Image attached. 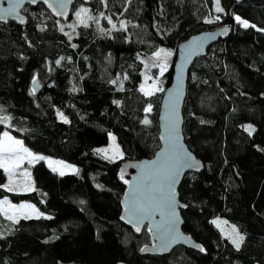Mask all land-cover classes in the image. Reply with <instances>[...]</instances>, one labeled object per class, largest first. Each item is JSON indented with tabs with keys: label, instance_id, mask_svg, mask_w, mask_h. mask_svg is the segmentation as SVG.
<instances>
[{
	"label": "trees",
	"instance_id": "trees-1",
	"mask_svg": "<svg viewBox=\"0 0 264 264\" xmlns=\"http://www.w3.org/2000/svg\"><path fill=\"white\" fill-rule=\"evenodd\" d=\"M219 4L224 11L217 13L216 0H92L72 8H86L87 26L69 28L71 15L63 23L41 6L23 9V26L0 25V116L10 117L0 135L76 168L58 176L38 162L30 170L32 192L0 186V200L41 214L15 224L0 214V264H264V31H257L264 29V0ZM236 16L255 27H240ZM222 27L229 28L226 39L189 68L181 111L185 145L202 165L177 190L185 207L181 231L204 251L141 256L151 241L145 228L136 232L118 220L126 182L118 169L159 148L158 105L177 46ZM161 48L172 53L162 74L151 59ZM153 82L158 92L144 95L143 83ZM108 133L120 149L116 161L96 151ZM213 221L244 236L239 250Z\"/></svg>",
	"mask_w": 264,
	"mask_h": 264
},
{
	"label": "water",
	"instance_id": "water-1",
	"mask_svg": "<svg viewBox=\"0 0 264 264\" xmlns=\"http://www.w3.org/2000/svg\"><path fill=\"white\" fill-rule=\"evenodd\" d=\"M233 1L236 3L240 2V0ZM91 2L92 0H63L64 7L61 8L59 7L60 0H36L35 3H30L29 0H23V6L17 9L14 15L4 16V19L0 20V25L11 21L18 26H23L27 22V17L23 14V9H34L38 6H41L52 19L65 23L69 19L72 8L76 3L88 6ZM8 4L9 0H0V15L3 14L4 9L8 8ZM20 19H23L24 23H20ZM225 29H227L226 33L224 31ZM228 34L229 28L222 27L211 32H201L193 35L177 46L171 69L170 83L163 91L158 105L157 141L159 148L151 159L124 162L118 169L119 179H125L126 181L123 195L119 201V222L123 226L136 231L135 222H127L131 217L132 211L137 206L143 205L149 208L151 212L150 216L143 220L140 225V230L145 228L151 241L150 245L143 247L146 251H139V255L141 256L167 255L176 247H182L196 252L201 251V247H196L198 244L193 242L190 237L181 231L183 222L180 212L184 211L185 207H182V204L178 201V187L186 174H198L202 171L201 163L194 157L184 143L181 111L185 99V88L190 66L196 59L204 57L206 50L212 44L218 40L222 41L226 39ZM31 89L35 94L40 91V86L37 81L31 83ZM173 110H175L178 120L176 137L174 139L170 138L168 129L169 117L173 113ZM0 128H7L6 122L0 123ZM184 152L189 153L194 158V161L198 162L199 166L181 169L178 182L174 186L177 204L175 209L176 216L172 217L167 207L163 205V201L167 197L166 187L149 178L154 175L157 169L163 171L166 164L170 162V158L174 159ZM153 162H155L154 166ZM149 225H151V230H149ZM173 228L178 230L180 238L168 244L167 248H162V238L169 236Z\"/></svg>",
	"mask_w": 264,
	"mask_h": 264
},
{
	"label": "snow or ice",
	"instance_id": "snow-or-ice-1",
	"mask_svg": "<svg viewBox=\"0 0 264 264\" xmlns=\"http://www.w3.org/2000/svg\"><path fill=\"white\" fill-rule=\"evenodd\" d=\"M30 3H35L36 0H29ZM103 2V0H102ZM23 6V0H9L8 8L3 10V14L0 15V20L4 19V16L8 15H14L17 11V9L21 8ZM51 7V5H49ZM59 7L63 8L64 3L63 0H60ZM215 11L217 13L223 12L224 9L220 7L219 0H216V7ZM86 12V9L81 8L78 12H76V16L79 18L83 13ZM103 15V13H101ZM214 20H219V16L212 17V18H205V23H212ZM235 20L243 25L244 27H255V25H249L247 21L242 20L239 16L235 17ZM6 22V21H5ZM20 23H24L23 19H20ZM83 22V21H81ZM111 23V20L108 21ZM87 26V24H85ZM69 27H72L69 25ZM116 25H113V28H115ZM126 27L124 22H121L120 28L124 29ZM43 30V29H42ZM63 31V29H61ZM103 31V29H101ZM225 33L227 32V29L224 30ZM257 31H264V29L257 28ZM75 47V45H73ZM161 55L164 57H169L172 55L170 51H165L164 49H160L159 51L154 52V56L156 58H159ZM63 59V58H61ZM60 61L57 60V64H59ZM167 67L166 64L160 65L161 74ZM127 77H125L126 79ZM33 82L35 83V77L33 78ZM115 83V81H113ZM118 90H122L121 88ZM141 91L144 92L145 95H149L150 93L145 91L143 86L141 87ZM114 103H119L118 101H114ZM151 105L145 108V112H150ZM0 111H3L0 109ZM57 115L65 122L67 123V118L63 116L62 113H57ZM10 117L8 116H0V123H5L8 121ZM145 125H148L150 121L147 119V117L142 121ZM178 127V120L176 118L175 110H173V113L169 117L168 121V129L170 138L176 137V131ZM249 131V134H251L252 129H247ZM163 139V137H161ZM114 139V137H112ZM97 152H105V149H97ZM118 151V149H117ZM20 153H23V155H20ZM25 156L29 157L31 160H42L44 157L42 156H36L28 149L23 147V144L20 140L13 139L7 132H4L2 137H0V168H3L5 173L9 174V184L4 185L3 187L7 191H14L13 187L11 186L14 181H12L11 176L13 173V169L18 168L20 166V162L25 158ZM49 166L52 167L53 171H57L60 168L67 167L66 165H63L62 162H52L48 161ZM56 164V167H53V164ZM155 165V162H153V166ZM198 167V162L194 161V158L187 152H184L182 155L176 156L174 159L170 158V162L166 164V167L163 171L160 169H157L152 177L149 179H152L156 182L161 183L163 186L167 189V197L163 201V205L167 207L169 210V214L172 217L176 216V204L177 201L175 199L176 192H175V184L178 182V176L180 174L181 169L184 168H192V167ZM75 171V169H73ZM24 175H27V173H23ZM61 175L64 174L63 171L60 172ZM123 179V177H121ZM25 191L29 190L28 188L24 189ZM83 203V201H81ZM184 207V205H181ZM0 214H2L5 219L11 221L13 224L17 223L19 219H30L32 218V215L35 214L37 217L40 215L38 210L31 204L27 203H21L19 205L10 203L7 198L4 200H0ZM151 212L149 208L144 207L143 205L137 206L131 213V217L127 222H135L136 225V231H140V225L142 224L143 220L147 219L150 216ZM213 223H217V221H213ZM149 230H151V225H149ZM232 233H235V238H232L231 236L229 239L231 240V243L234 245V247L239 250L241 244L244 242V236L239 235L237 232V229L235 227H232L231 229ZM180 238L179 232L177 229L173 228L171 229V234L167 236L166 238H162V248H167L168 244L175 242ZM196 247H199V245H196ZM201 251H204V249L201 247ZM141 251H146L145 248H142Z\"/></svg>",
	"mask_w": 264,
	"mask_h": 264
},
{
	"label": "rangeland",
	"instance_id": "rangeland-1",
	"mask_svg": "<svg viewBox=\"0 0 264 264\" xmlns=\"http://www.w3.org/2000/svg\"><path fill=\"white\" fill-rule=\"evenodd\" d=\"M81 8L86 9L83 6L78 5L77 8H75L71 12V20H70V23H67V27H69V25H71L72 27H69V28H74V27H79V26L85 24V19H86L85 13L86 12L83 13L81 15V17H79V18L76 16V12H78ZM81 21H83V22H81ZM234 22L237 23V24H239L235 20V17H234ZM239 25L242 28H246V27H244L241 24H239ZM249 25H251V24H249ZM166 58L167 57H164L163 55H161L159 58H156L154 56V54L151 55V59L154 60V61H156V63H158L159 69H160V65H162V64H166L167 67H168V64L166 63ZM160 71H161V69H160ZM142 86H143V88H144L145 91H147V92L150 93L149 95L154 94V93H157L158 90H159L158 83L157 82H153V83H150V84H144L143 83ZM142 93L144 94V92H142ZM58 118H59L60 121L64 122L60 117H58ZM4 132H6V131H3L1 133V135H0V137H2V135H3ZM10 136L13 137L12 135H10ZM112 137H114V135L111 134V133H108L107 134V143L104 146H100V147L96 148V150L97 149H105L106 150L105 152H103V153L97 152V153L102 158H104L106 160L116 161V160L120 159L121 153H120L119 146L116 143L115 137H114V139H112ZM13 139H17V138L13 137ZM17 140H19V139H17ZM117 149H118V151H117ZM20 155H23V153H20ZM34 155H36V156H42V157H44V159H42V160H31L29 157L25 156V158L20 162V166L18 168L13 169V173L14 174H12L11 179L15 183H13L11 186L13 187L14 191H7L3 187L4 185H8L9 184V174L8 173H5V171L3 170V168H0V170L3 172V174H2V182L0 183V186H1V188L4 191H6L8 193H13V194H24V193L32 192L33 189H34V187H33L32 180H31L30 170H31V167L34 164L38 163V162H42L44 164V166L50 172H52V173H54V174H56L58 176H62L60 174L61 171L64 172L63 175H71V174L76 173V168L73 165H71V164H68L66 162H63V161H60V160H56V159H53V158H49V157H46V156H43V155H39V154H34ZM48 161H52V162H62L63 165H66L67 167H63V168L58 169L57 171H53L52 170V167L49 166ZM56 166L57 165L54 163L53 164V167H56ZM73 169H75V171H73ZM23 173H27V175H24ZM25 188H28L29 190L25 191L24 190ZM4 199L5 198H3L1 200H4ZM12 204L19 205L21 203H12ZM39 217H41V214L38 217L35 214H33L32 215V218H30V219H35V218H39ZM215 224H216L217 228L222 232V234L225 237L229 238L231 236L232 238H235L236 234L231 232V229L232 228L229 227L226 223H224V222H218L217 221V223H215Z\"/></svg>",
	"mask_w": 264,
	"mask_h": 264
},
{
	"label": "bare ground",
	"instance_id": "bare-ground-1",
	"mask_svg": "<svg viewBox=\"0 0 264 264\" xmlns=\"http://www.w3.org/2000/svg\"><path fill=\"white\" fill-rule=\"evenodd\" d=\"M185 143V142H184Z\"/></svg>",
	"mask_w": 264,
	"mask_h": 264
}]
</instances>
